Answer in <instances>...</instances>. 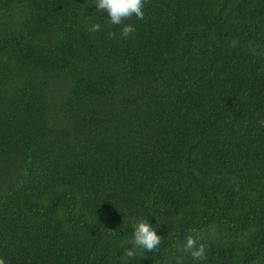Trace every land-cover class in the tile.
<instances>
[{
  "label": "trees",
  "instance_id": "1",
  "mask_svg": "<svg viewBox=\"0 0 264 264\" xmlns=\"http://www.w3.org/2000/svg\"><path fill=\"white\" fill-rule=\"evenodd\" d=\"M144 13L0 0L5 264H264V0ZM140 220L162 243L125 257Z\"/></svg>",
  "mask_w": 264,
  "mask_h": 264
},
{
  "label": "clouds",
  "instance_id": "2",
  "mask_svg": "<svg viewBox=\"0 0 264 264\" xmlns=\"http://www.w3.org/2000/svg\"><path fill=\"white\" fill-rule=\"evenodd\" d=\"M146 0H95L96 9L104 11L110 18V23L114 25H122L125 20L135 16L138 19L144 18V6ZM100 24L96 23L90 27L91 32L100 29ZM134 31V26L124 24L122 27V35L128 37ZM110 37H114V32H109ZM264 126V120L260 121ZM162 243V237L158 234L156 228L146 220H140L133 225L132 247L124 252L125 257L135 258L137 250L147 252H155ZM185 248L190 250L191 257L194 261H204L207 257L206 248L203 243L197 245V241L189 236L186 241ZM0 264H5V260L0 258ZM175 264H181L180 260H176Z\"/></svg>",
  "mask_w": 264,
  "mask_h": 264
}]
</instances>
